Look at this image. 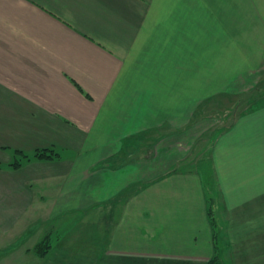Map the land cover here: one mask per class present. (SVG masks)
<instances>
[{
	"label": "crops",
	"instance_id": "obj_1",
	"mask_svg": "<svg viewBox=\"0 0 264 264\" xmlns=\"http://www.w3.org/2000/svg\"><path fill=\"white\" fill-rule=\"evenodd\" d=\"M236 5L0 0V112L34 137L33 154L0 166V264H209L212 194L227 264H264V103L215 139L211 185L182 169L162 129L206 93V45ZM98 206L80 219L95 242L35 252L45 223Z\"/></svg>",
	"mask_w": 264,
	"mask_h": 264
},
{
	"label": "rangeland",
	"instance_id": "obj_2",
	"mask_svg": "<svg viewBox=\"0 0 264 264\" xmlns=\"http://www.w3.org/2000/svg\"><path fill=\"white\" fill-rule=\"evenodd\" d=\"M236 1V14L228 15L226 21L220 22L221 29L215 31L216 36L211 37L208 46L206 45L204 58L206 70L204 90L206 93L201 95L202 97L190 95L189 109L181 110L184 108L179 104L178 109L181 111L174 110L172 116L167 117L171 119L169 121L172 126L162 128L173 131L168 139L173 141L172 145L170 143L171 147H175L172 151L180 155H178V160L182 169H199L208 185L212 184L211 154L215 139L225 127L234 122L233 120H236L247 109H253L264 103V58H261L263 55L261 49H264V0ZM190 53H192L191 48ZM208 70L216 71L211 73L214 78L208 77L210 74ZM153 83L151 80V84ZM189 84L191 86L197 83L196 80L190 79ZM200 106L204 108L203 114H200L202 109H197ZM7 113L9 112H0V118L6 124L5 126L0 123V166L2 169L8 168V159L11 156H13L11 161L16 162L14 155L18 153L17 148L33 154L29 147L33 145L34 137L21 130L20 125L9 126V120L4 117ZM179 124L183 126L178 127ZM185 124L188 126H184ZM157 144L161 145L160 142ZM2 145L7 147L3 149ZM62 147L61 145V150H63ZM164 152L165 150L161 153ZM17 157L25 160L23 155L19 154ZM162 161H164L163 158L158 156V166ZM211 197L215 198V211L218 207V197L213 194ZM93 209L96 210L93 211L92 207L76 208L65 212L69 215L64 217L62 213L54 220L45 223L42 230L44 234L51 235L53 243L75 242L84 246L87 244V237H91V240L93 238L95 242L98 231L86 229L85 223L80 222L85 215L101 216V207H93ZM107 214L109 213L104 215ZM219 227H221L220 224ZM222 254L227 264L224 249Z\"/></svg>",
	"mask_w": 264,
	"mask_h": 264
},
{
	"label": "trees",
	"instance_id": "obj_3",
	"mask_svg": "<svg viewBox=\"0 0 264 264\" xmlns=\"http://www.w3.org/2000/svg\"><path fill=\"white\" fill-rule=\"evenodd\" d=\"M50 151V152H49ZM55 155L51 149H42L38 150L37 156L41 158H52ZM214 201L215 198L208 197V212L210 216V222L214 232V246H215V254L209 261V264H225V261L222 257L224 242L221 237V230L219 227V222L217 221V217L214 211ZM50 235H46L35 247V252L40 255H45L48 252V249L51 247Z\"/></svg>",
	"mask_w": 264,
	"mask_h": 264
}]
</instances>
